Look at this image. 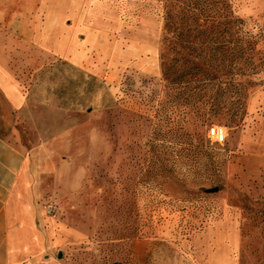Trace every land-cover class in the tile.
I'll return each instance as SVG.
<instances>
[{"label": "rangeland", "instance_id": "rangeland-1", "mask_svg": "<svg viewBox=\"0 0 264 264\" xmlns=\"http://www.w3.org/2000/svg\"><path fill=\"white\" fill-rule=\"evenodd\" d=\"M84 2L106 31L98 53L117 63L111 79L40 50L32 60L13 58L33 111L53 110L52 134L75 130L74 186L64 194L58 186L44 204L56 205V217L78 234L71 233L64 264H264V0H227L246 23L242 41L236 35L230 47L247 46L248 31L258 36L256 74L246 72L244 59L233 60L235 49L233 56L219 52L209 68L239 85L240 124L220 115L203 124L176 98L179 90L166 87L164 70L175 55L157 0ZM192 60L204 67L202 58ZM0 104L7 133L14 115ZM19 125L28 140L25 120ZM213 125L227 128L223 144L208 137Z\"/></svg>", "mask_w": 264, "mask_h": 264}, {"label": "crops", "instance_id": "crops-1", "mask_svg": "<svg viewBox=\"0 0 264 264\" xmlns=\"http://www.w3.org/2000/svg\"><path fill=\"white\" fill-rule=\"evenodd\" d=\"M58 1L0 0V98L14 115L7 133L0 129V264H64L72 233L44 204L48 192L60 186L64 194L74 186L69 156L75 130L52 134L53 110L33 111L13 58L32 60L31 51L40 50L95 77L115 74V60L98 53L106 31L94 11L84 0ZM22 119L31 132L28 140L19 127Z\"/></svg>", "mask_w": 264, "mask_h": 264}, {"label": "trees", "instance_id": "trees-1", "mask_svg": "<svg viewBox=\"0 0 264 264\" xmlns=\"http://www.w3.org/2000/svg\"><path fill=\"white\" fill-rule=\"evenodd\" d=\"M157 1L163 13L166 41H169L175 55L164 70L166 87L179 90L176 98L192 107L203 124L209 123L212 117L218 115L228 122L240 124L245 115V97L241 89H238L239 85L233 77L223 79L219 77L220 71L213 68L211 72L209 68L213 60L217 61L219 52L227 54L235 49L236 56L230 52L233 60L244 59L243 68L246 72H250L249 75L256 74L258 65L253 62L252 54L258 36L248 31L247 46L230 47L234 36L238 35V41H242L246 23L230 11L227 0ZM260 37L259 34V39ZM196 40L202 41L200 48L195 46ZM212 42L218 45L212 47ZM196 57L203 59L204 67L192 60ZM207 106L211 107L210 112L204 111ZM180 113L186 114L184 111ZM165 119H171L169 114H165ZM178 131H182V128H178L176 132Z\"/></svg>", "mask_w": 264, "mask_h": 264}, {"label": "built area", "instance_id": "built-area-1", "mask_svg": "<svg viewBox=\"0 0 264 264\" xmlns=\"http://www.w3.org/2000/svg\"><path fill=\"white\" fill-rule=\"evenodd\" d=\"M227 128L219 125H213L208 131V137L214 143L223 144L227 139ZM45 210L49 216H56L58 208L54 204H49L45 207Z\"/></svg>", "mask_w": 264, "mask_h": 264}]
</instances>
